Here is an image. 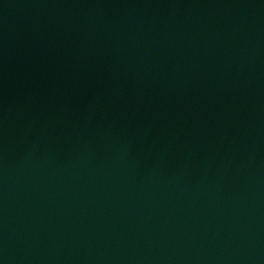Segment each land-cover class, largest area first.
<instances>
[{"label":"water","instance_id":"1","mask_svg":"<svg viewBox=\"0 0 264 264\" xmlns=\"http://www.w3.org/2000/svg\"><path fill=\"white\" fill-rule=\"evenodd\" d=\"M0 264H264V0H0Z\"/></svg>","mask_w":264,"mask_h":264}]
</instances>
